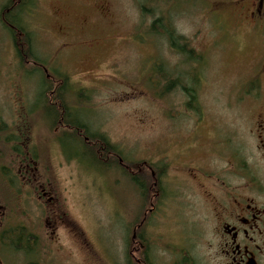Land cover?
<instances>
[{"label": "rangeland", "instance_id": "rangeland-1", "mask_svg": "<svg viewBox=\"0 0 264 264\" xmlns=\"http://www.w3.org/2000/svg\"><path fill=\"white\" fill-rule=\"evenodd\" d=\"M8 1L0 0V190L18 213L24 203L18 155L29 151L40 173L57 185L74 226V237H61L63 250L52 257L45 250L32 260L210 264L203 219L204 191L212 188L204 180L182 188V148L219 142L217 124L235 132L229 148L254 147L238 133L251 121L250 107L240 112L235 101L257 40L225 3L212 9L206 0H27L16 13L20 28L54 84L31 60L17 57L1 23ZM82 21L87 25L80 29ZM168 26L184 52L170 46ZM197 105L204 119L195 141L190 133ZM60 119L84 125L89 143L76 134L78 142L69 138L65 124L58 128ZM114 154L123 161L121 170ZM144 162L155 171V189L150 172L130 171ZM25 206L31 218L39 213L33 194ZM133 235L142 248L132 256Z\"/></svg>", "mask_w": 264, "mask_h": 264}, {"label": "flooded vegetation", "instance_id": "flooded-vegetation-1", "mask_svg": "<svg viewBox=\"0 0 264 264\" xmlns=\"http://www.w3.org/2000/svg\"><path fill=\"white\" fill-rule=\"evenodd\" d=\"M206 2L212 9L227 4L233 10L235 21L259 45L256 57L251 59V72L243 76L242 93L235 101L240 112L246 105L250 107L247 113L252 115L251 121L238 133L255 143L251 151L236 152L228 147L235 132L229 125H214L213 135L219 142L209 148H182V188L202 180L211 184L212 190L204 191L208 213L203 219L208 231L206 249L210 264H264V0ZM86 25L82 21L80 29ZM58 30L62 33L61 26ZM182 106L192 108L186 102ZM200 109L197 105L190 133L195 141L201 139L199 133L203 127L204 115ZM114 157L121 170L118 165L123 166L122 159L117 154ZM18 158L17 172L24 203L16 213L17 206L7 202L0 190V264H43L42 260H32L34 254L47 250L45 254L52 257L53 253L63 250L62 235L74 237L73 221L65 212L57 185L40 173L31 153L20 152ZM137 170L143 172L140 168ZM151 175L155 186L156 174L151 172ZM6 181L11 188L12 182ZM27 194H33L38 206L39 213L33 218L26 212ZM14 215H21L15 224L11 221ZM59 233H62L60 239ZM182 264L186 263L182 260Z\"/></svg>", "mask_w": 264, "mask_h": 264}, {"label": "trees", "instance_id": "trees-1", "mask_svg": "<svg viewBox=\"0 0 264 264\" xmlns=\"http://www.w3.org/2000/svg\"><path fill=\"white\" fill-rule=\"evenodd\" d=\"M26 1V2H25ZM27 3V0H9L8 3L5 5V7L3 8V10L1 11V23L3 25V27L8 31V33L11 35V38H12V42L17 50V57L22 60V62L24 63H28L27 60H31V64H33L35 68V70L37 72H39V68L42 69V71L44 72V74H46V70L40 66L39 64H37V60L36 58L34 57V55L31 53L30 51V45H29V38L27 35H25L21 28H20V19L17 18V15L16 13L21 9L23 8V6ZM165 35L167 36V39L170 43V46L173 48V49H176V50H179L180 53L184 52L183 49H182V43L180 41H178L177 38L174 37L173 35V31H171V29H169V26H168V29L165 28V31H164ZM19 46V48H18ZM21 47V48H20ZM184 47V46H183ZM46 80L47 81H50L52 83L55 84V81L54 79H52V77H49L47 74H46ZM66 81L63 80V84H65ZM43 86V84H42ZM41 86V88H42ZM45 90V89H44ZM43 91V90H42ZM53 95V93H51V96ZM54 101V99H51V102ZM63 124L66 125V128L70 131V134H72L73 136L70 137L68 136L69 138H71L72 140H74V142H78V138H76L74 135L76 134L79 138H82L84 139V137H86V131H85V127L84 125L82 124H79L78 121H72L71 119H68V120H64V121H60L58 122V128L59 127H65ZM82 131V132H81ZM86 135V136H85ZM87 138V142L89 143L90 141V138L89 137H86ZM98 140L107 145L106 143V140L103 136H98L97 137ZM83 141V140H82ZM84 142H85V139H84ZM80 143V142H79ZM86 143V142H85ZM87 143V144H88ZM82 146H84L83 144H81ZM85 147V146H84ZM108 147V145H107ZM109 150H112L110 149L111 147H108ZM101 150L100 152L103 153H107V155H105L106 157H108V152L109 150L103 146V145H100V149ZM18 151H16L17 153ZM20 153V152H19ZM115 155V154H114ZM90 160V159H89ZM99 161H101L99 159ZM93 162V161H92ZM94 163V162H93ZM97 165V164H96ZM104 168V167H103ZM141 169L143 172L145 171H148L150 172V177H151V180H152V189H155L156 188V185L153 186V177L151 175V172H153L154 170H152V167H150L147 163H141L139 165H136L134 170H130V169H127V170H130L132 172H135L137 174H141L143 175V172L142 173H138V170L137 169ZM155 173V171H154ZM157 178V176H156ZM134 180V179H133ZM136 180V179H135ZM158 180V179H157ZM140 227V226H139ZM138 227V228H139ZM141 243H137L135 242V237L133 235V238H132V243H130L129 245V250H130V254L133 256L135 255L134 253H137L139 252V250L142 248V246L140 245ZM148 264L145 260L144 261H141L139 260V263L138 264ZM137 264V263H136Z\"/></svg>", "mask_w": 264, "mask_h": 264}]
</instances>
